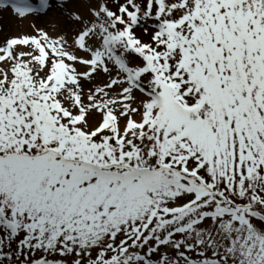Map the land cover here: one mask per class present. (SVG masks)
Here are the masks:
<instances>
[{
    "label": "snow or ice",
    "instance_id": "1",
    "mask_svg": "<svg viewBox=\"0 0 264 264\" xmlns=\"http://www.w3.org/2000/svg\"><path fill=\"white\" fill-rule=\"evenodd\" d=\"M4 13L0 264H264V0Z\"/></svg>",
    "mask_w": 264,
    "mask_h": 264
},
{
    "label": "rangeland",
    "instance_id": "2",
    "mask_svg": "<svg viewBox=\"0 0 264 264\" xmlns=\"http://www.w3.org/2000/svg\"><path fill=\"white\" fill-rule=\"evenodd\" d=\"M33 3L36 2V0H32ZM45 18V19H44ZM47 19V17H41V21L44 23V21ZM9 20V17H8V14L7 13H4V19L3 20H0V24H3V26L5 27V29H7L9 27V25L5 26V22ZM39 20V21H40ZM39 24V23H38Z\"/></svg>",
    "mask_w": 264,
    "mask_h": 264
},
{
    "label": "bare ground",
    "instance_id": "3",
    "mask_svg": "<svg viewBox=\"0 0 264 264\" xmlns=\"http://www.w3.org/2000/svg\"><path fill=\"white\" fill-rule=\"evenodd\" d=\"M44 19H45V18H44ZM37 22H38L41 26H43V22H42L41 20H40V21L38 20ZM9 23H10L9 20L6 21V22H5V26L9 25ZM7 27H8V26H7Z\"/></svg>",
    "mask_w": 264,
    "mask_h": 264
}]
</instances>
